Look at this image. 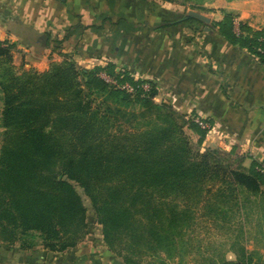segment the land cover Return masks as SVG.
Segmentation results:
<instances>
[{"label": "trees", "instance_id": "1", "mask_svg": "<svg viewBox=\"0 0 264 264\" xmlns=\"http://www.w3.org/2000/svg\"><path fill=\"white\" fill-rule=\"evenodd\" d=\"M216 25L224 39L264 62V27L241 23L236 30L231 12ZM14 50L0 42L1 243L52 252L78 246L89 232L79 186L105 244L125 264H169L187 246L185 234L201 208L214 221L237 224L235 259L218 264H264L258 250L247 248L256 210L264 220L259 162L246 166L232 152L200 147L210 129L158 102L153 80L109 61L81 67L71 53L44 71L18 70ZM126 83L133 91L121 87ZM186 128L198 134L199 147Z\"/></svg>", "mask_w": 264, "mask_h": 264}, {"label": "crops", "instance_id": "2", "mask_svg": "<svg viewBox=\"0 0 264 264\" xmlns=\"http://www.w3.org/2000/svg\"><path fill=\"white\" fill-rule=\"evenodd\" d=\"M191 9L211 17L212 30L185 20ZM226 12L236 30L264 27V0H0V42L15 44L27 68L44 71L71 53L81 67L109 61L153 80L158 102L207 121L208 139L264 168V62L220 34Z\"/></svg>", "mask_w": 264, "mask_h": 264}, {"label": "rangeland", "instance_id": "3", "mask_svg": "<svg viewBox=\"0 0 264 264\" xmlns=\"http://www.w3.org/2000/svg\"><path fill=\"white\" fill-rule=\"evenodd\" d=\"M180 1L182 0H174L173 2L167 3H178ZM63 60L64 56L61 60H53V58H51L47 69H49L53 63H59ZM25 62L24 58H22V54L18 52L17 49L14 50L13 64L18 70L23 68L36 69L35 67L27 68L25 66ZM1 108L2 105L0 101V112ZM3 132L4 129L0 126V146L3 140ZM186 133L190 137L193 145L195 147H199L198 134L188 128H186ZM200 147L203 149L206 147L219 148L226 152H232V158H243L246 166H249L251 163L244 153L238 150L232 151L231 149L229 150L219 147L217 143L213 142V140L208 139V134ZM77 190L81 194L84 204L88 210L89 232L86 238L80 243L83 244L82 246H76L75 248L67 249L62 252H52L41 244L37 245L33 249L25 250L20 247L19 243L5 245L0 242V264H65L73 263L74 261L83 259L84 257L89 260L101 258L105 262L110 261L111 264H125L122 257H119L117 254L108 249V246L104 241L101 226L96 221L90 199L84 194L81 187L77 186ZM195 217L196 219L194 224L185 234V238L188 240L187 246L179 251L180 254H178V256L174 259L168 258L167 262H169V264H218L221 257L229 260L235 259V254L230 251V248L233 238L238 232L236 227L237 224L233 222L229 226L226 224L227 222L221 218L214 221L212 218H209L208 215L204 214V210L202 208L196 210ZM235 220H239V215L235 218ZM247 228L249 232H251L247 248H264V236L261 235L264 231V220L259 218L257 210L253 214L252 220ZM256 229L260 230L259 234L255 233L257 231ZM147 260L153 261L156 260V258L151 257L147 258Z\"/></svg>", "mask_w": 264, "mask_h": 264}, {"label": "water", "instance_id": "4", "mask_svg": "<svg viewBox=\"0 0 264 264\" xmlns=\"http://www.w3.org/2000/svg\"><path fill=\"white\" fill-rule=\"evenodd\" d=\"M186 18L197 19V20H199V21H201V22L206 24V29L207 30H209V31L212 30L211 29L212 28V26H211V21H212L211 17H209V16H207V15H205V14L199 12V11H196V10H193V9L189 10L187 15H186ZM46 38H47V36H44V39H46Z\"/></svg>", "mask_w": 264, "mask_h": 264}, {"label": "built area", "instance_id": "5", "mask_svg": "<svg viewBox=\"0 0 264 264\" xmlns=\"http://www.w3.org/2000/svg\"><path fill=\"white\" fill-rule=\"evenodd\" d=\"M102 76H103L107 81H109V82H111V83H113V84L119 85L118 82H117L116 80H114V79L108 77L106 74H102ZM121 87L126 88V89H128L129 91H133V87L130 86V84H128V83L122 85ZM144 87H145V88H148V84H145ZM195 121L198 122L203 128H209V129L211 130L210 125H209L205 120H203L202 118H200V117H196V118H195ZM210 130H209V131H210Z\"/></svg>", "mask_w": 264, "mask_h": 264}]
</instances>
